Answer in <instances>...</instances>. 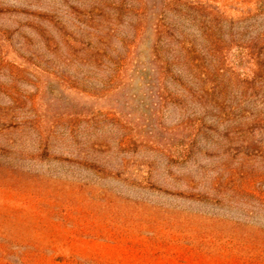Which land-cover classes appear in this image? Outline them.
<instances>
[{
  "label": "rangeland",
  "instance_id": "obj_1",
  "mask_svg": "<svg viewBox=\"0 0 264 264\" xmlns=\"http://www.w3.org/2000/svg\"><path fill=\"white\" fill-rule=\"evenodd\" d=\"M0 264H264V0H0Z\"/></svg>",
  "mask_w": 264,
  "mask_h": 264
}]
</instances>
